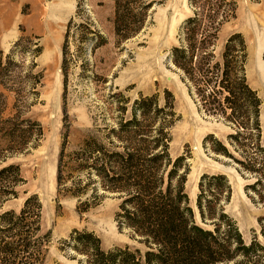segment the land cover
Instances as JSON below:
<instances>
[{
  "label": "trees",
  "instance_id": "1",
  "mask_svg": "<svg viewBox=\"0 0 264 264\" xmlns=\"http://www.w3.org/2000/svg\"><path fill=\"white\" fill-rule=\"evenodd\" d=\"M112 1L114 35L119 40L143 28L154 3ZM81 4L75 12L80 22L75 24L71 17L64 34V95L70 37L93 46L106 42ZM187 4L191 12L179 26L178 43L171 48L169 59L180 70L198 111L230 129L225 140L212 133L205 136L204 148L217 157L228 158L227 162L248 179L244 185L247 196L264 206L262 102L247 81L243 36L235 32L220 41V31L235 17L237 3L187 0ZM72 25L77 29L72 31ZM15 50L34 58L41 48L30 36L21 37L10 53L0 57V85L18 95L11 83L30 82L33 89L36 82H31L35 77L31 71L35 62L31 60L23 73L19 70L23 64L13 59ZM19 96L22 107L28 106L27 93ZM108 97V117L102 115L99 123L96 115L93 129L76 148L67 152L64 136L58 156L57 193L77 197V207L83 206L82 210L96 205L107 192L116 193L120 198L115 214L118 229L126 228L133 237L139 236L143 246L124 244L105 250L94 232L73 229L61 240L60 249L73 250L70 257L78 264H264V241L259 239L260 235L264 240V214L258 217L259 232L245 241L235 220L225 211L232 196L225 174L200 176L195 205L201 222L197 221L185 191L187 157L182 154L173 159L169 153V129L177 119L172 96L167 93L162 104L155 94L140 95L132 101L121 91ZM32 124L21 119V110L3 118L0 99V264H44L46 256L49 234L41 231L42 204L37 195L26 197L18 211L2 209L7 200L17 197L15 187L22 180L18 166L3 165V152L22 151L33 144L35 138L31 136L33 132L40 135L41 127L34 123L38 126L34 129Z\"/></svg>",
  "mask_w": 264,
  "mask_h": 264
},
{
  "label": "rangeland",
  "instance_id": "2",
  "mask_svg": "<svg viewBox=\"0 0 264 264\" xmlns=\"http://www.w3.org/2000/svg\"><path fill=\"white\" fill-rule=\"evenodd\" d=\"M235 1L236 15L223 25L220 41L235 32L245 40L246 77L262 102L260 122L264 139V0ZM79 2L106 42L93 46L91 42L81 43L70 37L67 53L72 57L70 60L68 57L64 95L61 68L64 34L71 17L75 24L80 22L75 16ZM190 12L187 0H154L143 28L134 36L119 40L114 35L112 0H0V57L10 53L21 37L30 36L41 48L34 58L19 50L13 53L14 61L23 64L19 69L23 73L31 60L35 62L31 71L35 87L32 89L30 82L16 80L11 85L19 91L17 95L0 85V99L3 118L21 110V119L33 123L34 129L38 127L34 123L41 127L39 137L33 132L31 139L35 138V142L24 150L3 152V165L18 166L22 180L15 187L17 197L7 200L2 209L18 211L26 197L37 195L42 204L41 231L49 234L44 264H78L76 258L70 257L73 250L60 249L61 240L73 229L94 232L105 250L124 244L143 246L139 236L133 237L126 228L118 229L115 214L120 198L116 193L107 192L86 210H82L83 206L77 207V197L57 193L58 156L64 136L66 151L76 148L93 129L96 115L99 123H102V115L108 117L105 113L110 106L108 96L116 91L123 92L130 101L140 95L155 94L160 104L169 93L177 116L169 129V153L173 159L182 154L187 157L189 171L185 191L197 221L200 219L195 199L200 176L223 173L232 188L225 211L235 220L245 241L249 242L254 233L259 232L258 217L264 214V206L253 203L247 196L244 185L248 179L227 162L228 158L217 157L203 146L204 137L211 133L225 140L229 127L198 111L180 70L169 59L171 48L178 43L179 26ZM75 29L77 27L72 25V31ZM29 90L36 94H30ZM25 93L29 100L28 106L23 108L19 95ZM259 239L264 241L260 235Z\"/></svg>",
  "mask_w": 264,
  "mask_h": 264
},
{
  "label": "water",
  "instance_id": "3",
  "mask_svg": "<svg viewBox=\"0 0 264 264\" xmlns=\"http://www.w3.org/2000/svg\"><path fill=\"white\" fill-rule=\"evenodd\" d=\"M194 149L198 151V147L197 146H194ZM222 166V165H221ZM223 167V166H222Z\"/></svg>",
  "mask_w": 264,
  "mask_h": 264
}]
</instances>
